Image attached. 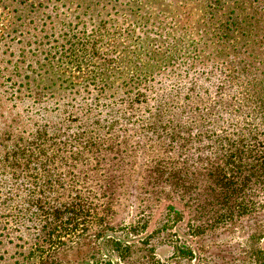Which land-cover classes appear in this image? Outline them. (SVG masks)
<instances>
[{
    "label": "trees",
    "instance_id": "1",
    "mask_svg": "<svg viewBox=\"0 0 264 264\" xmlns=\"http://www.w3.org/2000/svg\"><path fill=\"white\" fill-rule=\"evenodd\" d=\"M8 1L0 46L16 61L0 66V237L26 219L77 221L78 163L127 153L133 135L113 133L122 121L181 149L207 139V162L264 186V0ZM75 1L94 12L90 31L30 33L42 10L53 22ZM97 6L111 13L99 19Z\"/></svg>",
    "mask_w": 264,
    "mask_h": 264
},
{
    "label": "rangeland",
    "instance_id": "2",
    "mask_svg": "<svg viewBox=\"0 0 264 264\" xmlns=\"http://www.w3.org/2000/svg\"><path fill=\"white\" fill-rule=\"evenodd\" d=\"M75 3L71 9L61 7L58 18L52 13L53 22L45 17L52 8L42 10L45 14L30 23V33L47 35L46 42L62 26L81 23L78 27L90 31L94 12ZM8 6L20 7L13 0ZM96 8V14L102 13L99 19L112 10ZM8 16L0 7V30ZM10 60L16 56L1 45L0 66ZM45 119L56 124L61 116L46 114ZM121 123L113 133L133 135L134 142L121 147L127 153H101L78 163V190L87 200L81 202L86 205L81 217L59 226L26 219L0 237V264H264L263 185L234 175L227 160L207 162V139L181 149V142L157 135L150 139L140 127Z\"/></svg>",
    "mask_w": 264,
    "mask_h": 264
}]
</instances>
